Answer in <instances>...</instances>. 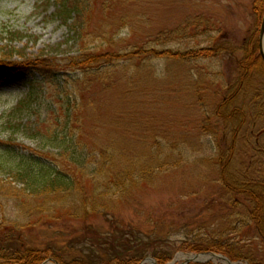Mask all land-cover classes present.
<instances>
[{"label": "rangeland", "instance_id": "obj_1", "mask_svg": "<svg viewBox=\"0 0 264 264\" xmlns=\"http://www.w3.org/2000/svg\"><path fill=\"white\" fill-rule=\"evenodd\" d=\"M54 1L0 0V53L9 44L7 33L19 32L23 36L12 45L20 52L15 61L47 51L60 63L50 72H0V141L16 145H0V175L8 178L9 169L21 168L19 157L27 155L74 173V151L83 156L100 148L112 150L122 164L124 155L166 163L161 162L163 168L154 163L159 169L152 178L115 196L108 215L38 223L25 232V243L39 249L52 244L67 248L63 257L71 261L84 256L77 241L73 248L70 243L85 225L108 232L116 220L160 233L163 239H154L153 246L173 252L166 264H184L196 253L179 250L182 245L214 241L205 238L220 229L228 231V239L221 240L259 254L254 225L229 234L234 225L227 219L231 197L224 190L219 157V150L227 153L234 145L236 167L247 160L251 148L233 139L215 115L239 78L243 52L238 49L255 34L260 49L264 13L257 28L253 8L258 0H74L80 16L70 15L71 26L54 14ZM221 47L225 51L218 58L191 61L151 53ZM136 50L144 53L111 65L78 64L89 56ZM263 83H255L259 91ZM28 87L32 98L25 97ZM237 100L246 103L243 95ZM9 151L19 156L16 161ZM84 185L94 197L90 180ZM49 260L47 264H54ZM208 264L226 263L213 259Z\"/></svg>", "mask_w": 264, "mask_h": 264}, {"label": "trees", "instance_id": "obj_2", "mask_svg": "<svg viewBox=\"0 0 264 264\" xmlns=\"http://www.w3.org/2000/svg\"><path fill=\"white\" fill-rule=\"evenodd\" d=\"M57 1L54 14L63 24L71 26L69 22L73 18L70 15L74 19L80 16L79 3L74 0H55L54 3ZM253 11L258 19V28L264 13V0L256 1ZM22 36L19 32L7 33L9 44L0 53V72L41 73L60 66L47 51L35 59L24 57L21 61H15L16 54L20 52L12 45L16 38ZM238 50L243 52V59L238 61L239 78L232 94L224 98L215 115L219 124L227 125L233 139L240 138L243 144L251 148V154L246 155L247 160L241 161V165L236 167V161L233 160L236 151L234 145L229 146L227 153L219 150V157L224 190L231 197V213L227 219L230 220L229 224L234 225L229 234L232 236L236 230L241 232L246 228L252 229L254 225L253 229L261 242L259 254H255L251 248L241 250L221 240L228 239L226 229H220L212 238H205L214 241L205 240L188 246L184 244L179 250L196 254L221 253L238 264H264V83L261 91L255 84L258 80H264V60L259 55L256 34ZM223 51L225 49L221 47L189 49L185 52L152 50L151 53L157 58L191 61L218 58ZM234 51H230V55ZM143 53L140 50L126 55L106 53L89 56L78 64H90L91 61L85 68L95 64L100 67L102 64H114L124 57L139 58ZM142 67L137 68L141 70ZM32 95L34 92L28 87L25 97L32 98ZM240 95H243L246 103L238 104ZM35 127L30 131L35 132ZM204 129L216 135L215 129L208 130V126H204ZM14 143L12 140L8 144L0 141V145L6 144L8 147H16ZM84 153L81 156L78 151L73 152L72 159L76 162L70 166L76 168V172L72 173L67 167L58 169L57 163L44 162V158L28 155L19 157L14 151H9L11 161H16L17 157L22 159V167L9 169L8 178L0 175V211H4L0 215V264H42L50 257L59 264H141L148 257L155 259L158 264L172 260L173 252L157 250L153 246L156 242L154 239H163L160 233L145 232L139 227L123 225L116 220L111 221L112 228L108 232H102L90 224L85 225L83 234L70 243L73 248L77 241L84 256L71 261L63 257L67 248H58L52 244L46 249H39L25 243V232L38 223L52 224L60 220H83L93 215H108L111 213L110 202L115 196L128 192L132 184L152 178L159 168H163L161 162L166 163L165 159L159 161L157 158L146 159L142 156L134 159L133 156L124 155L125 161L122 164L120 162L123 160H117L114 152L106 148H100L89 155ZM93 154L96 155L91 159ZM156 162L159 164L157 170ZM87 180L93 186L94 197L87 195L84 185Z\"/></svg>", "mask_w": 264, "mask_h": 264}, {"label": "water", "instance_id": "obj_3", "mask_svg": "<svg viewBox=\"0 0 264 264\" xmlns=\"http://www.w3.org/2000/svg\"><path fill=\"white\" fill-rule=\"evenodd\" d=\"M260 52L264 59V20L260 31ZM213 259L222 260L226 264H234L232 261H230L228 258L217 255L215 253H203V254H196V255H190L189 258H187L184 262V264H191V263H197V264H203L207 263ZM151 264H157L154 259H147ZM48 262L44 263L47 264ZM58 264V263H56Z\"/></svg>", "mask_w": 264, "mask_h": 264}]
</instances>
